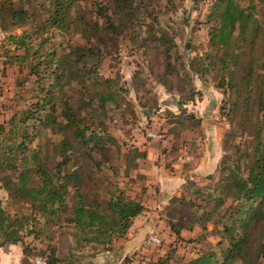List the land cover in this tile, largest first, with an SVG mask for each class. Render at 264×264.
Segmentation results:
<instances>
[{"label": "rangeland", "instance_id": "rangeland-1", "mask_svg": "<svg viewBox=\"0 0 264 264\" xmlns=\"http://www.w3.org/2000/svg\"><path fill=\"white\" fill-rule=\"evenodd\" d=\"M8 1L0 0V176L15 178L28 167L29 184L35 185V161L23 157L36 150L56 176L57 164L70 155L69 149H53L63 133L56 124L37 128L49 114L66 122L61 109L67 101L87 133L93 130L106 147L85 160V203L103 207L112 197L134 199L144 207L138 217L154 213L159 219L150 221L155 226L140 249L121 262L188 264L228 247L223 213L231 198L221 193L220 182L230 179L228 168L239 165L234 171L244 173L261 135L255 119L264 101V0H237L249 6L255 22L236 26L228 47L211 39L215 22L209 19L220 0H157L135 10L126 29L112 22L111 0H59V12L56 0ZM7 3L25 9V21L10 18V9L1 11ZM153 17L167 34L165 45L146 31ZM246 89L253 94L249 106L234 109L233 102L240 104L237 91ZM141 151L147 157H139ZM73 163L68 157L64 169L80 165ZM76 200L67 195L65 211L36 212L25 222L23 232L32 228L34 234H24V241L35 250L24 263L53 248L57 264H76L115 245V237L108 244L89 240V232L83 238L69 222ZM0 207L17 218L31 212L30 204L5 192ZM155 235L160 243L147 245Z\"/></svg>", "mask_w": 264, "mask_h": 264}, {"label": "trees", "instance_id": "trees-1", "mask_svg": "<svg viewBox=\"0 0 264 264\" xmlns=\"http://www.w3.org/2000/svg\"><path fill=\"white\" fill-rule=\"evenodd\" d=\"M155 1L157 2V0H111L112 22L119 20V25L126 29L125 27L131 25L129 19L134 16L135 10L142 7H145L146 10ZM61 2L56 0L57 12L64 7L62 5L63 1ZM70 2L71 0H68V3ZM10 4L12 3H9V5L8 3L7 5L2 4L1 11L3 9L8 12V9H10V18L14 21H25L27 17L26 10L22 7H13ZM217 4L219 6L215 9L216 12L209 19L212 23L215 22L211 39L219 45L228 47L234 42L231 39L235 38L232 30L236 26L244 28L247 23L255 22V20L252 13L247 12L249 6L241 7L237 0H220L217 1ZM98 12L109 21L111 20L110 15H107L105 11L98 10ZM146 24L148 27L146 31L153 40H158L163 45L168 42L166 32L161 27L156 26V17L152 18L151 23ZM2 29L5 30L4 25ZM69 64L66 61V67L63 66L65 72L69 69ZM59 80L60 76L57 81L59 82ZM234 81V79L231 80L232 88L234 87ZM244 82L249 85V79L245 78ZM251 90L246 89L241 94L237 91L240 104L233 102L232 107L239 110L244 106L243 108L247 109L253 97ZM101 99L105 100V97L101 95ZM259 105L261 114L258 119H255V122L256 125L262 127L261 135L254 140L253 150L246 159L244 173L234 171L236 168L240 170L239 165H236V168H228L227 177H230V179L220 182L221 193L231 198L229 207L223 213L225 218L223 232L228 237L229 245L218 252L209 250L198 255L190 259L188 264H264V101L260 100ZM61 115L66 122L60 123L58 121V123L56 116L49 114L39 122L37 128L56 124L55 129L59 128L63 133V139L59 143H55L53 149L59 154H62L63 148L69 149L70 155L64 156L63 160L57 164L56 176L43 163L39 162L40 154L38 150L31 151L29 156L23 157L24 161L27 158L35 161V172L39 175V182L35 185L29 184L32 169L28 167L18 172L15 178L10 175L0 176V192L9 193L15 199H21L23 202L30 204L31 207L28 216L19 218L11 216L4 208L0 207V247L23 243L24 255L29 256L30 252L35 249L32 248L31 251L29 243H25L24 234H34V230L29 228L24 233L25 222L33 219V214L36 212L43 213L42 215H48V212L50 215H56L60 209L65 211L67 195L77 199L72 206V217L69 222H73L75 226H78L83 238L88 232L92 233L89 240L94 242L100 241L108 244L113 237L120 238L125 235L133 218L142 212L144 208L139 201L134 199L124 201L119 196L112 197L103 207H100L101 205L97 202L85 203L86 201L83 200L85 196L80 191L84 179L83 171H85V166L87 167L85 160L87 158L93 159V151H104L106 147L103 145L102 138L93 130L87 133L89 127L83 126L82 119L73 111L67 101H62ZM21 146L22 144L18 145L19 148ZM70 156L74 158L73 164L79 163L80 165L74 168L68 167L65 170V164H67V159ZM138 156L141 158L147 157L146 153H142V151ZM226 166L228 167V165ZM69 188H72L73 191L70 192ZM217 203H222V199H219ZM100 237L105 239L101 240ZM39 254L47 259V264L58 263L59 259L53 248H50L48 255L45 253ZM120 264H131V261L125 259Z\"/></svg>", "mask_w": 264, "mask_h": 264}, {"label": "crops", "instance_id": "crops-1", "mask_svg": "<svg viewBox=\"0 0 264 264\" xmlns=\"http://www.w3.org/2000/svg\"><path fill=\"white\" fill-rule=\"evenodd\" d=\"M146 215L145 219L138 217V215L135 216L132 220V231L125 234L123 238H118L116 241L114 240L115 245H109L104 254L100 253L94 258H88L76 264H120L121 260L130 252L140 249L144 236L155 226V223L152 225L150 222L154 221L152 219L157 218L153 217L154 213L151 215L147 213ZM155 220L156 223H159L158 218ZM29 246H35V244L31 243ZM23 249L22 243L8 244L0 247V264H29L28 262H31V257L24 255ZM25 259H28V262L24 263L23 260Z\"/></svg>", "mask_w": 264, "mask_h": 264}, {"label": "built area", "instance_id": "built-area-1", "mask_svg": "<svg viewBox=\"0 0 264 264\" xmlns=\"http://www.w3.org/2000/svg\"><path fill=\"white\" fill-rule=\"evenodd\" d=\"M145 242L147 245H158L160 243V238L158 235L150 236ZM33 263L34 264H47V259L44 256L38 254L34 256Z\"/></svg>", "mask_w": 264, "mask_h": 264}]
</instances>
